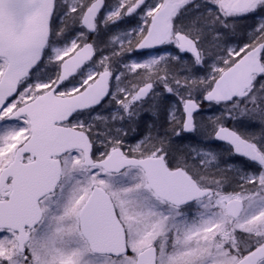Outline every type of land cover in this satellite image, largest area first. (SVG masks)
I'll return each instance as SVG.
<instances>
[{
    "label": "snow or ice",
    "instance_id": "1",
    "mask_svg": "<svg viewBox=\"0 0 264 264\" xmlns=\"http://www.w3.org/2000/svg\"><path fill=\"white\" fill-rule=\"evenodd\" d=\"M0 264H264V0H0Z\"/></svg>",
    "mask_w": 264,
    "mask_h": 264
}]
</instances>
